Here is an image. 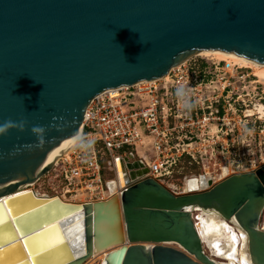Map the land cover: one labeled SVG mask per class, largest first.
<instances>
[{"label": "water", "instance_id": "obj_1", "mask_svg": "<svg viewBox=\"0 0 264 264\" xmlns=\"http://www.w3.org/2000/svg\"><path fill=\"white\" fill-rule=\"evenodd\" d=\"M201 48L264 60V0H0V124L11 122L0 134V264H82L111 247L102 264H218L196 208L235 218L251 263L264 264V164L187 192L152 176L81 203L15 192L77 136L93 96L161 77ZM78 210L75 256L59 220Z\"/></svg>", "mask_w": 264, "mask_h": 264}, {"label": "built area", "instance_id": "obj_2", "mask_svg": "<svg viewBox=\"0 0 264 264\" xmlns=\"http://www.w3.org/2000/svg\"><path fill=\"white\" fill-rule=\"evenodd\" d=\"M168 72L93 96L78 142L23 186L42 181L66 200L87 202L121 196L147 176L187 192L193 177L204 176L210 187L264 164V115L250 112L264 103V88L250 68L192 55ZM263 217L264 209L262 228ZM87 260L82 264H96Z\"/></svg>", "mask_w": 264, "mask_h": 264}, {"label": "bare ground", "instance_id": "obj_3", "mask_svg": "<svg viewBox=\"0 0 264 264\" xmlns=\"http://www.w3.org/2000/svg\"><path fill=\"white\" fill-rule=\"evenodd\" d=\"M190 54L202 56L206 58H217L219 60H225L229 66L237 65L242 68H252L253 74L257 77V81L264 84V60H260L257 58H253L246 54H242L237 52L236 50H227L223 48H201L195 51L190 52ZM189 54V55H190ZM188 55V56H189ZM187 57H181L178 61L183 62ZM164 76L167 78L170 77L169 72L167 71ZM154 79V78H152ZM258 102V101H257ZM260 112V114L264 115V104L259 103L254 104L253 108H251L250 112L254 111ZM81 136V128L77 134V136L68 143L62 149L54 152L48 159L42 161L39 164V168L36 171L35 177H38L41 169L45 166L51 164L59 155L63 154L66 150H68L72 145L76 144ZM118 166L120 168V181L119 184H124V176L121 171L122 164L121 159L117 160ZM23 179V178H22ZM21 180V179H20ZM35 179L31 180V184ZM113 187L116 188V182H114ZM208 186V181L204 176L193 177L187 180L184 191L190 190H201ZM31 189L38 196H52L57 195L62 200L67 202H75L64 199L62 196L58 194H45L38 193L35 189H32L30 185H26L25 187H21L15 192H21L24 190ZM0 190H4L0 188ZM119 197L120 195L117 194ZM77 203L79 201H76ZM81 203V201L79 202ZM195 214H199L197 221H199L198 231L200 232V237L203 242L204 250L208 254H210L218 264H252L250 261V255L247 245V237L240 236L241 233L245 234L246 231L241 227V225L237 222L235 218L227 220L224 218L216 209L214 208H196ZM84 213L83 210H78L70 214L65 219L61 218L59 220L64 232L65 238L69 242H75L76 248L74 249L75 256L83 254L85 251L84 246L80 240L81 233L83 232V222ZM264 219V218H263ZM261 224L263 223V220ZM264 227V225H263ZM169 244L176 245V242H169ZM113 248V247H111ZM109 248V249H111ZM109 249H106L98 254L93 255L87 261L95 262L96 264H102L103 256L105 252Z\"/></svg>", "mask_w": 264, "mask_h": 264}, {"label": "rangeland", "instance_id": "obj_4", "mask_svg": "<svg viewBox=\"0 0 264 264\" xmlns=\"http://www.w3.org/2000/svg\"><path fill=\"white\" fill-rule=\"evenodd\" d=\"M193 54H190L189 56H192ZM188 55L187 56H185V57H189ZM204 58H206V57H204ZM209 59H211V58H209ZM217 59V58H216ZM250 70H251V75L253 74V70H252V68H250ZM254 75V74H253ZM252 75V76H253ZM255 76V75H254ZM255 78L257 79V77L255 76ZM259 86H261V88H264V84L262 83L261 85H259ZM258 102L259 103H263V102H261V101H259L258 100ZM258 102L256 101L255 102V104H258ZM264 104V103H263ZM33 183H34V181H33ZM32 183V184H33ZM32 189H35L38 193H44L45 191H47V189H49V192L48 193H45V194H49V195H51V194H56V193H53V191H52V189H50L48 186H44L43 185V183H42V181H38V182H35V184L33 185V187L32 186H30ZM264 218V217H263ZM264 220V219H263ZM263 223H264V221H263Z\"/></svg>", "mask_w": 264, "mask_h": 264}, {"label": "clouds", "instance_id": "obj_5", "mask_svg": "<svg viewBox=\"0 0 264 264\" xmlns=\"http://www.w3.org/2000/svg\"><path fill=\"white\" fill-rule=\"evenodd\" d=\"M10 124H11V122H8L5 124H0V134L4 133L7 130V128L10 126ZM21 127H23V125H21ZM42 130L43 129L40 127H37L34 129V131H37V132L42 131Z\"/></svg>", "mask_w": 264, "mask_h": 264}]
</instances>
